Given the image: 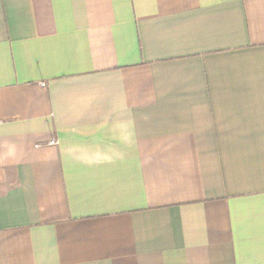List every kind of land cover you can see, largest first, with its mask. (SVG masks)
I'll list each match as a JSON object with an SVG mask.
<instances>
[{
    "label": "crops",
    "instance_id": "obj_1",
    "mask_svg": "<svg viewBox=\"0 0 264 264\" xmlns=\"http://www.w3.org/2000/svg\"><path fill=\"white\" fill-rule=\"evenodd\" d=\"M0 264H264V0H0Z\"/></svg>",
    "mask_w": 264,
    "mask_h": 264
},
{
    "label": "built area",
    "instance_id": "obj_2",
    "mask_svg": "<svg viewBox=\"0 0 264 264\" xmlns=\"http://www.w3.org/2000/svg\"><path fill=\"white\" fill-rule=\"evenodd\" d=\"M50 145H55V142H51Z\"/></svg>",
    "mask_w": 264,
    "mask_h": 264
}]
</instances>
